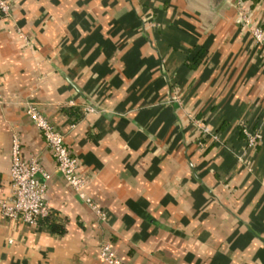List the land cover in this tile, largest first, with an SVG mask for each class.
I'll return each instance as SVG.
<instances>
[{"label": "crops", "instance_id": "obj_1", "mask_svg": "<svg viewBox=\"0 0 264 264\" xmlns=\"http://www.w3.org/2000/svg\"><path fill=\"white\" fill-rule=\"evenodd\" d=\"M7 2L0 190L16 133L49 173V213H0V264H106L104 239L123 264H264V45L251 33L264 0ZM26 101L62 133L104 218L65 184Z\"/></svg>", "mask_w": 264, "mask_h": 264}, {"label": "built area", "instance_id": "obj_2", "mask_svg": "<svg viewBox=\"0 0 264 264\" xmlns=\"http://www.w3.org/2000/svg\"><path fill=\"white\" fill-rule=\"evenodd\" d=\"M8 11L7 0H0V14ZM240 19L246 22L245 16L239 13ZM255 41L264 45V33L258 25L251 26ZM19 35H22L19 32ZM1 101V97H0ZM24 111L33 125L42 135L53 157L56 170L60 173L76 196L87 204L99 218H104L103 211L85 192L84 185L87 177L76 170L77 160L67 148L63 135L59 132L33 101H26ZM246 146H254L260 139V132L251 129L246 124H240ZM48 171L44 170L36 157L24 159L21 155L19 137L12 133L9 144V165L7 192L0 190V213L8 218L34 224L49 213V205L44 198ZM98 256L106 264H123L113 245L107 239L98 243Z\"/></svg>", "mask_w": 264, "mask_h": 264}, {"label": "trees", "instance_id": "obj_3", "mask_svg": "<svg viewBox=\"0 0 264 264\" xmlns=\"http://www.w3.org/2000/svg\"><path fill=\"white\" fill-rule=\"evenodd\" d=\"M50 226L52 227V226H53V224H52V223H50Z\"/></svg>", "mask_w": 264, "mask_h": 264}]
</instances>
